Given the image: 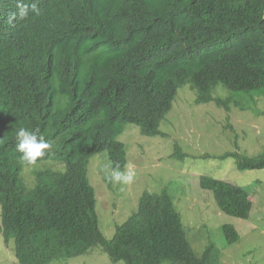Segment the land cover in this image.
Returning a JSON list of instances; mask_svg holds the SVG:
<instances>
[{
  "label": "trees",
  "instance_id": "1",
  "mask_svg": "<svg viewBox=\"0 0 264 264\" xmlns=\"http://www.w3.org/2000/svg\"><path fill=\"white\" fill-rule=\"evenodd\" d=\"M20 2L0 11V62L50 33L65 46L57 72L28 75L0 64V231L5 243L14 240L17 262L50 264L99 248L124 264H219L213 243L195 253L165 189L143 192L136 210L106 238L91 168L98 159L124 171L127 150L118 139L124 127L161 136L160 124L186 85L200 103L241 109L246 98L262 110L264 0H40L31 2L36 11L27 3L22 19L19 9L14 14ZM20 127L53 142L35 164L20 160ZM172 153L188 157L178 147ZM227 156L240 171L264 168V151L221 158ZM25 168L36 182L31 189ZM98 168L110 185L105 167ZM199 178L218 210L249 219L250 189ZM221 229L228 244L239 241L232 224Z\"/></svg>",
  "mask_w": 264,
  "mask_h": 264
},
{
  "label": "rangeland",
  "instance_id": "2",
  "mask_svg": "<svg viewBox=\"0 0 264 264\" xmlns=\"http://www.w3.org/2000/svg\"><path fill=\"white\" fill-rule=\"evenodd\" d=\"M185 90L178 92L171 111L161 122V136L142 137L137 127L127 128L122 136L128 155L126 169L131 165L135 171L131 183L111 182L110 187L98 168V159L92 166L99 227L105 237L111 239L116 226L124 223L136 210L143 192L156 193L165 189L173 197L192 242L189 237L187 239L198 256L209 243H213L220 252L219 264H264V168L240 171L234 158H221L234 152L251 157L264 151L263 103H258L263 108L257 110L254 103H248L243 98V108L227 110L213 102L196 104V95L186 97L183 95ZM177 147L188 157L184 160L171 158ZM100 165L107 169L108 164L101 162ZM201 174L217 176L250 189L254 200L249 219L233 218L218 210L213 197L201 188ZM25 183L28 186L31 184L30 177ZM223 224H232L238 230V242L228 244L225 241L221 229ZM0 264H19L15 257L14 240L5 243L1 232ZM50 264L124 262H112L107 254L94 248L87 255Z\"/></svg>",
  "mask_w": 264,
  "mask_h": 264
},
{
  "label": "clouds",
  "instance_id": "3",
  "mask_svg": "<svg viewBox=\"0 0 264 264\" xmlns=\"http://www.w3.org/2000/svg\"><path fill=\"white\" fill-rule=\"evenodd\" d=\"M13 1L10 2V4H8L6 0H0V11L2 10L5 11V9L9 11ZM33 1H40V0H21V2L15 7L14 14L15 11L19 9V18L21 19L24 18L29 11V5H27V3L29 4ZM30 8L31 10L36 11L37 10L36 3H31ZM39 39L40 38L25 43L24 45H22L25 47L21 49L18 54H13L12 56L8 57L5 61L0 62V64L2 66L18 67L28 75L40 76L43 75L44 72H49V73L57 72V70L60 68L57 67L61 65L60 58L63 55V49L65 46L64 40L55 33H50L44 38L40 40ZM79 85H80V79H78L76 82V86L79 87ZM184 89L186 90L183 95H186V97L188 96L194 97V95H196L194 102L196 104H201L200 102L196 101L197 94L194 88H192L190 85H186ZM135 127H137L138 129H136ZM127 128L136 129L138 133L145 138H151L153 136L159 137L158 134L148 135V136L142 135L140 133V129L138 126L127 125L124 127V133L119 135L118 137V139L122 143H124L122 141V136L125 135ZM16 140H17L16 150L21 154L20 160L27 164H35L37 159L43 157L46 154V150L51 149L53 146V142L47 139L44 135L39 134L38 130L30 131L26 127H20L16 131ZM124 144L126 145V143ZM25 169L26 170L24 171V174L25 177L27 178L26 181L29 182L31 171L29 168H25ZM109 171H110L109 168L106 169V172H108L107 179L109 181L116 183L128 184L131 183L135 177V171L132 169L131 165H128L127 169L124 171H121L119 166L112 169L110 172ZM30 182L31 184L29 183V186L27 184L29 189L33 188L36 183L31 179V177H30ZM93 185L95 186L94 178H93Z\"/></svg>",
  "mask_w": 264,
  "mask_h": 264
},
{
  "label": "bare ground",
  "instance_id": "4",
  "mask_svg": "<svg viewBox=\"0 0 264 264\" xmlns=\"http://www.w3.org/2000/svg\"><path fill=\"white\" fill-rule=\"evenodd\" d=\"M86 84V83H85ZM85 105V104H84Z\"/></svg>",
  "mask_w": 264,
  "mask_h": 264
}]
</instances>
